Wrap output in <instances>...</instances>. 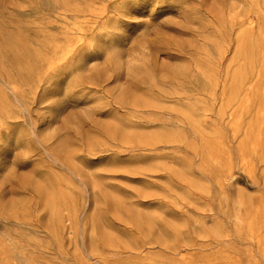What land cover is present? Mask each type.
Masks as SVG:
<instances>
[{
	"label": "rangeland",
	"instance_id": "1",
	"mask_svg": "<svg viewBox=\"0 0 264 264\" xmlns=\"http://www.w3.org/2000/svg\"><path fill=\"white\" fill-rule=\"evenodd\" d=\"M0 264H264V0H0Z\"/></svg>",
	"mask_w": 264,
	"mask_h": 264
}]
</instances>
